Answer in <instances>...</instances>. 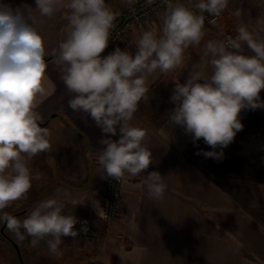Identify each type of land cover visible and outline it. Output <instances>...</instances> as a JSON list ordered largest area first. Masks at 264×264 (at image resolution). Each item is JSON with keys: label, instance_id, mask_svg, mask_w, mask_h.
<instances>
[{"label": "clouds", "instance_id": "1", "mask_svg": "<svg viewBox=\"0 0 264 264\" xmlns=\"http://www.w3.org/2000/svg\"><path fill=\"white\" fill-rule=\"evenodd\" d=\"M154 0H147L152 4ZM159 32L144 31L135 52L109 46L119 15L106 0H35L36 7L13 8L0 0V221L15 237L41 241L54 256L62 255V238L87 233V222L75 229L78 219L63 214L65 204L57 198L39 202L23 220L4 212L27 198L34 180L29 161L51 150V132L41 127L38 111L49 95L46 75L48 55L45 39L37 28L40 17L52 18L67 10L64 37L54 51L60 79L72 94L68 106L91 118L102 133L97 162L117 181L147 172L153 154L145 144L147 130L133 124L134 114L146 99L149 78L159 71L168 74L184 66L192 46L200 48L186 82L175 83L168 113V126H179L194 146L201 139L212 150L196 155L221 160L236 134L243 129L242 110L264 109V18L251 27L240 22L236 35L222 40L206 35L205 13L219 17L229 0H197L193 7L181 0H163ZM129 6L134 0H127ZM241 10L234 15L239 18ZM215 24L216 20H209ZM203 42V44H202ZM246 49L252 55L246 54ZM118 139H113L116 137ZM170 139V137H169ZM220 149V151H217ZM143 184L146 198L161 200L167 185L158 171L147 172ZM23 230V231H22Z\"/></svg>", "mask_w": 264, "mask_h": 264}, {"label": "crops", "instance_id": "2", "mask_svg": "<svg viewBox=\"0 0 264 264\" xmlns=\"http://www.w3.org/2000/svg\"><path fill=\"white\" fill-rule=\"evenodd\" d=\"M3 2L13 8L36 7L35 0ZM181 2L194 8L197 0ZM106 4L118 13L128 6L127 0H106ZM164 8L136 24L102 55L116 47L134 53L135 42L144 31H159ZM237 9L242 13L239 18L234 15ZM67 14L64 9L44 18L33 12L48 53L49 95L38 111L40 126L51 132L52 147L29 161L39 179L33 181L27 198L6 209L21 220L39 202L57 198L65 204L63 214L74 215L77 224L96 223L106 191L107 175L97 162L102 133L90 117L69 108L72 94L60 79L53 55L64 37ZM257 18H264V0H229L216 23L205 25L203 42L222 40L227 31L236 33L240 22L254 27ZM201 47H190L191 54L181 68L168 74L154 73L147 98L140 101L134 114L132 123L147 130L145 144L153 154L147 172L158 171L167 185L163 199L146 198L143 181L147 172L125 176L123 199L109 236L62 238L60 256L69 264H264V109L242 110L243 129L223 149L221 160L196 155L201 149H212L202 139L194 146L181 127L167 125L168 113L175 107L170 102L175 83L186 82ZM246 54L253 53L246 49ZM260 96L264 100V90ZM14 237L5 236V240L13 247L9 238L16 241L23 261L39 264L37 258L53 255L44 241L33 247L31 237L23 241ZM13 258L21 263L18 251Z\"/></svg>", "mask_w": 264, "mask_h": 264}, {"label": "built area", "instance_id": "3", "mask_svg": "<svg viewBox=\"0 0 264 264\" xmlns=\"http://www.w3.org/2000/svg\"><path fill=\"white\" fill-rule=\"evenodd\" d=\"M166 7L163 0H154L152 4H148L147 0H135L131 6H127L123 9L116 21L115 28L111 31L109 38V46H112L125 36V34L130 31L136 24L141 21L147 20L151 14L159 9ZM193 10H195L193 8ZM205 15V25H210L209 20L215 19L216 21L219 17H210L207 13ZM159 32V31H158ZM236 33L232 31H227L223 34V39L226 36H235ZM191 54L190 48L186 53V59L189 58ZM185 59V60H186ZM123 182L124 178L117 181L113 178L107 176L106 191L102 196L101 200V211L97 217L96 223H88L87 233L81 232L77 238H94L97 236H109L111 234V225L113 220L119 214V207L123 199ZM82 224H76L75 229L79 230ZM72 238V237H68Z\"/></svg>", "mask_w": 264, "mask_h": 264}, {"label": "rangeland", "instance_id": "4", "mask_svg": "<svg viewBox=\"0 0 264 264\" xmlns=\"http://www.w3.org/2000/svg\"><path fill=\"white\" fill-rule=\"evenodd\" d=\"M6 209L4 210V212L8 213V211ZM17 210H19V209L17 208ZM0 214H2V213H0ZM9 214H11V213H9ZM15 217L20 219V216H15ZM2 227H4L3 232H1ZM110 230H112V227ZM5 236L6 237H9V236L14 237V234L7 229L6 224L4 225V222L0 221V262H4L5 264H21L20 262H18V260L13 258V256L15 255V251H17L16 247H13L12 245H10L7 242V240H5ZM64 238H68V237H64ZM14 243L16 244V241H14ZM7 249L10 251V253H12V255H13L12 257L9 256ZM33 259L35 260V257H33ZM37 259H38L39 264H69L68 261L66 262V260L61 256H58V257L54 256V255H52L50 257L45 256L43 259L40 258L42 261H40L39 258H37ZM24 263L25 264H36V262H33L31 260L29 262L27 259H26V261L24 260Z\"/></svg>", "mask_w": 264, "mask_h": 264}, {"label": "water", "instance_id": "5", "mask_svg": "<svg viewBox=\"0 0 264 264\" xmlns=\"http://www.w3.org/2000/svg\"><path fill=\"white\" fill-rule=\"evenodd\" d=\"M16 213H11V215H15ZM4 225H5V223H4ZM4 231V227H2L1 228V232H3ZM11 241H13V243H14V240L13 239H11V238H9ZM14 245H15V247H16V249H17V251H18V254H19V257H20V261H21V264H25L24 263V261H23V258H22V256H21V252H20V250H19V247H18V245H17V243L15 244L14 243Z\"/></svg>", "mask_w": 264, "mask_h": 264}]
</instances>
